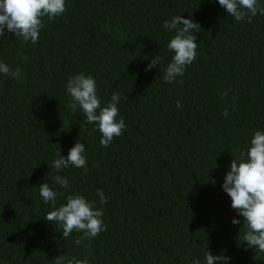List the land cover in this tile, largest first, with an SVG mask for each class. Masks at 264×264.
Listing matches in <instances>:
<instances>
[{
    "label": "trees",
    "instance_id": "obj_1",
    "mask_svg": "<svg viewBox=\"0 0 264 264\" xmlns=\"http://www.w3.org/2000/svg\"><path fill=\"white\" fill-rule=\"evenodd\" d=\"M65 3L62 16L42 18L36 44L7 31L0 37V62L22 69L20 81L0 73V264H55L58 255L89 264H192L207 250L230 257L228 264H264V252L243 241V217L222 188L231 161L264 131V15L238 22L218 0ZM175 15L201 29L196 60L167 84L175 33L163 23ZM155 55L163 60L146 72ZM81 72L95 78L102 106L114 90L121 94L127 127L107 148L97 126L68 107L66 82ZM77 140L87 170L57 172L51 162ZM45 182L58 193L57 207L74 193L95 201L107 230L80 245L82 233L63 238L45 219L53 210L39 194Z\"/></svg>",
    "mask_w": 264,
    "mask_h": 264
},
{
    "label": "clouds",
    "instance_id": "obj_2",
    "mask_svg": "<svg viewBox=\"0 0 264 264\" xmlns=\"http://www.w3.org/2000/svg\"><path fill=\"white\" fill-rule=\"evenodd\" d=\"M218 3L238 22L252 23L253 17L258 13L264 15V5L258 0H218ZM65 11V0H0V37H4L7 31L14 34L17 39L36 44L40 30L45 26L42 18L54 20ZM163 27L175 33L167 44V49L174 55L163 75V81L170 84L177 82V77L183 76L186 68L196 60L198 48L196 34L201 27L198 22H193L191 18L185 19L181 15L164 21ZM162 60L163 57L159 55L153 56L145 71L159 66ZM0 73L20 81L22 69L12 68L0 62ZM66 92L70 96L68 107L74 112L79 109L87 123L97 126L102 134L100 144L103 147H109L115 137L122 135L127 125L124 118L119 115L118 104L121 94L118 91L114 90L111 100L102 106L95 78L81 72L69 77ZM221 95L227 96V92ZM181 106V102L177 100L176 107L179 109ZM222 114L227 116V109ZM85 151V144L77 140L67 157L62 156L59 151L58 158L51 162V167L57 172L70 166L87 170ZM54 179L62 188L69 187L66 177L56 175ZM222 188L231 198V207L243 217V226L246 229L243 241L246 242L247 248L264 252V131H254L247 152H241L239 158L231 161L230 171L224 178ZM38 189L44 203L51 204L53 209L47 213L45 219L62 228L63 238L67 239L74 231L82 233V236L74 240L76 245H80L83 240H91L100 232L107 230L102 219L103 209L97 207L95 201H89L82 194L74 193L67 195L66 203L57 207L58 193L49 186V183H42ZM97 195L101 205L108 202L109 198L105 196L103 190L97 189ZM231 222L233 225L241 223L236 218ZM229 260L230 257L222 254L213 255L207 250L203 261L195 259L192 264H228ZM55 264H89V261L87 258L58 255Z\"/></svg>",
    "mask_w": 264,
    "mask_h": 264
}]
</instances>
